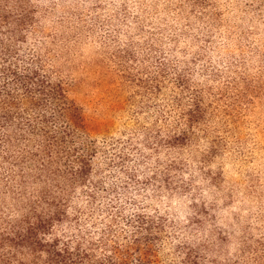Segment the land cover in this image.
<instances>
[{
  "label": "rangeland",
  "instance_id": "1",
  "mask_svg": "<svg viewBox=\"0 0 264 264\" xmlns=\"http://www.w3.org/2000/svg\"><path fill=\"white\" fill-rule=\"evenodd\" d=\"M30 4L34 24L21 48L67 85L88 140L100 148L96 167L106 168L103 157L119 142L145 147L140 127L156 129L176 97L201 98L198 138L178 157L188 188L170 195L130 184L122 199L126 212L133 200L165 219L157 258L173 262L182 238L206 264H264V0ZM164 149L160 160L175 155ZM156 156L138 170L141 180L154 174Z\"/></svg>",
  "mask_w": 264,
  "mask_h": 264
},
{
  "label": "trees",
  "instance_id": "2",
  "mask_svg": "<svg viewBox=\"0 0 264 264\" xmlns=\"http://www.w3.org/2000/svg\"><path fill=\"white\" fill-rule=\"evenodd\" d=\"M31 14L30 0H0V264H166L157 258L165 219L133 200L126 212L122 199L130 184L170 195L188 188L178 157L198 138L201 98L176 97L156 129L140 127L145 147L119 142L104 155L106 168L96 167L100 148L88 140L67 85L38 53L21 48ZM162 148L175 155L160 160ZM152 154L155 172L141 180ZM174 252L170 264L207 262L182 238Z\"/></svg>",
  "mask_w": 264,
  "mask_h": 264
}]
</instances>
